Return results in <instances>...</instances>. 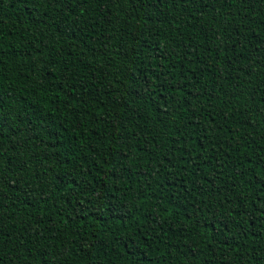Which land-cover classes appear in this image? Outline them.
Segmentation results:
<instances>
[{
  "label": "trees",
  "instance_id": "1",
  "mask_svg": "<svg viewBox=\"0 0 264 264\" xmlns=\"http://www.w3.org/2000/svg\"><path fill=\"white\" fill-rule=\"evenodd\" d=\"M0 264H264V0H0Z\"/></svg>",
  "mask_w": 264,
  "mask_h": 264
},
{
  "label": "snow or ice",
  "instance_id": "2",
  "mask_svg": "<svg viewBox=\"0 0 264 264\" xmlns=\"http://www.w3.org/2000/svg\"><path fill=\"white\" fill-rule=\"evenodd\" d=\"M69 2H71V0H69Z\"/></svg>",
  "mask_w": 264,
  "mask_h": 264
}]
</instances>
